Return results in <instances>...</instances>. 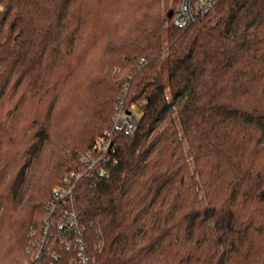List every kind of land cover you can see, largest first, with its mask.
<instances>
[{"label":"trees","instance_id":"1","mask_svg":"<svg viewBox=\"0 0 264 264\" xmlns=\"http://www.w3.org/2000/svg\"><path fill=\"white\" fill-rule=\"evenodd\" d=\"M168 2L0 0V264L67 178L98 264H264V0Z\"/></svg>","mask_w":264,"mask_h":264},{"label":"built area","instance_id":"2","mask_svg":"<svg viewBox=\"0 0 264 264\" xmlns=\"http://www.w3.org/2000/svg\"><path fill=\"white\" fill-rule=\"evenodd\" d=\"M220 0H178L173 13V24L184 27L199 17L205 15ZM134 105L129 110L123 106V98L119 99L113 114V127L131 133L136 129L139 114L132 113ZM110 143L100 140L96 149L100 153L109 148ZM96 154L88 151L81 158V163L90 169L98 159ZM73 199V186L71 178L65 184L53 191L52 199L46 204V214L39 234L30 235L26 253L29 258L22 264H98L97 258L90 250L85 239L84 228L76 210L64 208L60 204L64 199ZM104 244L101 239L97 245L99 251ZM71 253V255H70ZM70 255V256H69Z\"/></svg>","mask_w":264,"mask_h":264},{"label":"rangeland","instance_id":"3","mask_svg":"<svg viewBox=\"0 0 264 264\" xmlns=\"http://www.w3.org/2000/svg\"><path fill=\"white\" fill-rule=\"evenodd\" d=\"M173 4H172V0H169V2H168V5H167V7L165 8V9H163V13H164V15L166 14V13H168L169 11H171V9H172V6ZM119 101V100H118ZM118 103V102H117ZM116 103V104H117ZM82 158V157H81ZM58 188V187H57ZM56 189V188H55ZM72 203H74V201L72 200ZM29 241V240H28ZM27 246H28V244H27ZM27 249V248H26Z\"/></svg>","mask_w":264,"mask_h":264},{"label":"water","instance_id":"4","mask_svg":"<svg viewBox=\"0 0 264 264\" xmlns=\"http://www.w3.org/2000/svg\"><path fill=\"white\" fill-rule=\"evenodd\" d=\"M171 15H172V13L170 12V13H169V16H171Z\"/></svg>","mask_w":264,"mask_h":264}]
</instances>
